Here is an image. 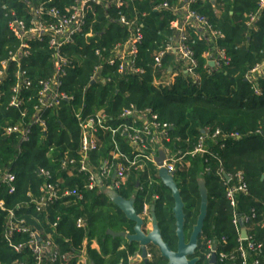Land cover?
Listing matches in <instances>:
<instances>
[{
	"label": "trees",
	"instance_id": "obj_1",
	"mask_svg": "<svg viewBox=\"0 0 264 264\" xmlns=\"http://www.w3.org/2000/svg\"><path fill=\"white\" fill-rule=\"evenodd\" d=\"M25 1L28 0H0V6L6 5L19 18L26 20ZM29 1L37 4L46 0ZM213 1L200 2L195 9L223 34L224 39L218 41V47L226 51L231 62L228 67H209L204 54L212 45L196 36L193 27L187 29L197 61L194 72L198 77L196 83L181 72L171 54L163 60L164 69H171L167 73L170 86H151L154 80L163 77L153 69L154 55L173 37L175 31L171 26L177 20L170 9H155L165 3L176 7L179 0H126L123 13L128 18L137 17L143 26L144 41L139 48L138 64L144 70L142 75L131 77L126 82L109 69L105 76L107 74L110 81L106 79L105 84L89 86V77L98 64L94 49L104 47L109 50L114 44L127 39L125 29L108 23L103 11L95 7L96 23L92 26L95 38L89 45L80 38L77 40L79 48L67 49L68 53L85 58L82 66L69 71L64 80V91L72 95L74 101L62 103L59 109L46 114V131L41 133L33 128L30 142L22 145L13 137H3V129L20 119L18 111L7 108L8 99L4 98L0 103V171L11 173L16 180L13 193H9L7 186L0 187V201L5 209L0 210V264H36L27 247L30 241L28 234L16 233L10 242L6 241L4 235L9 212L14 224L23 221L24 228L38 234L42 242L50 237L59 254L68 255L73 260L82 251L85 241L90 264H128V258L135 256V245L128 247L127 251H119L122 239H113L108 235V232L126 230L130 233L133 224L104 194L88 190L87 177L76 172V165H67V169H62L63 162L73 160L78 163L81 159V135L73 110L82 109L84 116L104 110L110 117L109 123L114 124L131 107L138 112L150 110L158 116L159 122L170 126V144L166 146L173 152L191 153L198 140L201 137L205 139V153L194 158L188 156L186 160L189 166L174 177L184 203L186 237L190 235L199 215L198 182L200 179L205 182L208 209L195 257H200L206 264L211 254V243L216 249V264H241L239 237L232 217L234 214L248 215L253 210L257 217L248 229V236L260 249L246 253L249 261L264 263V75L256 76L254 81L246 80V76L264 61V11L259 13L255 24L248 27V16L258 12V0ZM73 2L54 0L51 6L63 11ZM215 8L218 14L214 13ZM4 14L0 7V61L6 58V47L15 45V41L8 38ZM110 15L114 16V13ZM48 58L49 51L37 48L27 62L28 75L35 82L51 74ZM217 131L220 135L212 139ZM117 143L124 154H129L125 143L119 140ZM97 146V150L86 157V163L93 172H98L101 164L110 160V152L114 148L111 136L98 134ZM40 172L49 173L50 180L46 181ZM238 173L243 176L247 193L238 195L232 208L226 198V190L235 181L227 183L223 175L233 179ZM156 175L151 165L143 172L131 170L126 185L117 193L123 199H135L139 205L136 209L138 215L142 214L144 203L157 197L155 216L158 227L163 242L173 249L177 242L175 222L170 213L173 201L170 191ZM46 182L58 185L62 197L51 207L37 213L34 201L40 197V189ZM66 192H75L76 195L63 196ZM79 220L84 222V228L77 226ZM92 242H96L98 251L90 247ZM19 246L22 247L21 251H15L13 247ZM243 246L246 249V243ZM221 255L228 258L221 259ZM42 264L51 263L44 260ZM152 264L160 262L155 258Z\"/></svg>",
	"mask_w": 264,
	"mask_h": 264
},
{
	"label": "built area",
	"instance_id": "obj_2",
	"mask_svg": "<svg viewBox=\"0 0 264 264\" xmlns=\"http://www.w3.org/2000/svg\"><path fill=\"white\" fill-rule=\"evenodd\" d=\"M205 0H179L176 7H171L165 3L155 9V11L171 10L177 16L176 22L171 26L174 30L172 38L167 40L164 48H161L153 59V69L160 74V80H154L151 86L155 88L170 86L169 72L163 67V60L167 55L174 56V63L179 66L184 75L190 76L193 82L198 81L194 74L197 69V61L192 49V41L187 34V29L193 27L195 35L202 37L208 44L212 45L204 57L207 65L211 68H219L221 65L228 67L230 59L226 51L218 47V41L223 40V34L214 29L206 17L199 14L195 6ZM213 1V0H212ZM54 0L39 1L33 4L25 1L28 19L19 18L15 11L9 10L6 5H1V10L5 12L7 19V29L9 37L15 41L12 47H6V58L0 61V103L7 97V108L19 112L20 119L14 124L3 129V137L15 138L18 144L30 142L32 129L37 128L41 133L47 129L46 114L59 109L62 103L74 101V97L64 91V80L69 71L79 69L83 60V55L67 52L68 48H79L80 38L85 44H91L95 38L92 26L96 23L94 8H100L108 23H114L125 29L127 39L122 43L114 44L109 50L104 47L94 49V56L98 64L92 70L89 77V86L105 84L106 79L110 81L106 70H113V74L123 78L126 82L131 77L142 75L144 70L139 67V48L143 44V26L137 17L128 18L123 10L126 8V0H74L71 6L63 11L51 6ZM215 2L213 1V5ZM264 11V0H258V12L248 16L247 26L251 27L258 19L260 12ZM114 13V16L110 13ZM214 13L218 14L215 8ZM102 33L99 35L101 36ZM37 48H45L49 51V63L51 74L38 82H35L26 69V64ZM212 64V66H211ZM264 75V61L256 66L246 80H253L256 76ZM254 81V80H253ZM255 83V82H254ZM256 93V87L253 86ZM73 117L80 130L81 140L79 146L80 161H69L62 163V169H67V165L74 167L76 172L87 177V188L89 191L97 190L100 194L105 192L117 193L127 183L131 170L143 172L148 165H151L156 174L160 169L154 162L158 157L160 149L164 153L162 168L168 174L175 177L177 172L183 171L189 166L186 160L188 156L194 158L205 153L203 150L204 138L198 140L193 152L184 154L180 151H171L166 144H170V126L159 122L158 116L150 110L138 112L131 107L125 110L114 124L109 123L110 117L104 110L94 112L84 116L82 109L73 110ZM109 134L112 139L113 150L110 152V160L101 164L98 172H93L86 163V157L97 150L98 134ZM217 131L212 139L219 136ZM238 139L237 136H232ZM125 143L129 154H124L119 148L117 141ZM73 171V170H70ZM69 171V175L72 173ZM46 181L50 180L49 173L40 172ZM157 177V175H156ZM158 178V177H157ZM224 178V175H223ZM225 179V178H224ZM15 176L8 172L0 171V187L7 186L9 193L15 191ZM234 180L235 184L226 190V198L230 206L234 208L236 197L247 193V187L243 181L242 174H236L233 179L228 177L227 183ZM47 183V182H46ZM40 197L34 201L35 210L41 213L48 207L54 205L61 197L58 185L45 184L40 189ZM75 192H66L63 196H75ZM0 210L5 211L3 202L0 201ZM255 211L244 216L236 214L232 217V224L238 234V253L241 264H264L259 260L249 261L248 252H257L260 247L248 236V229L256 219ZM12 213H8V225L5 232L6 241L10 242L14 234H28L30 241L27 245L29 252L34 257L36 264H42L48 260L51 264H90L87 253L82 251L73 258L68 255H60L50 237L42 242L38 234L30 233L23 226V221L14 224ZM243 225V227L240 226ZM79 228H84V222H77ZM245 230L247 238L241 239V232ZM246 243V249L243 246ZM20 252L22 247H13ZM212 249L215 245L209 244ZM211 254L208 258L211 257ZM221 259L228 258L225 255ZM232 259V257H231Z\"/></svg>",
	"mask_w": 264,
	"mask_h": 264
},
{
	"label": "water",
	"instance_id": "obj_3",
	"mask_svg": "<svg viewBox=\"0 0 264 264\" xmlns=\"http://www.w3.org/2000/svg\"><path fill=\"white\" fill-rule=\"evenodd\" d=\"M164 158L165 156L163 150L160 149L158 152V157L154 160V162L160 168L157 172L159 181L165 188L170 191L171 197L174 201L173 214L175 219L176 238L178 241L176 252H171L169 246L162 240L158 222L154 214V207H152L151 209V230L145 231L143 229L145 226V220L138 215L134 208L135 200L131 199L129 201H126L114 192H105L104 195L109 199L112 205L124 215L125 219L134 225V228L132 234L108 232V235H110L113 239H125L130 244L138 245L143 252V257H145L146 247L152 245L159 250L161 257L167 261V264H197L198 259H192V257H194L195 251L197 249L198 238L202 234L204 221L207 216L208 194L205 187V182L203 179H201V181L199 180L198 182V191L200 197L199 215L197 217L196 224L192 229L189 241L186 242L184 235V203L177 188V184L174 180L173 174H168V172L164 168H162ZM224 178L226 181H228V176L224 175ZM262 180H264V178H262ZM240 226L243 227L242 224H240ZM246 238L247 233L245 230H242L241 239L245 240ZM216 263V249H212L209 264Z\"/></svg>",
	"mask_w": 264,
	"mask_h": 264
},
{
	"label": "flooded vegetation",
	"instance_id": "obj_4",
	"mask_svg": "<svg viewBox=\"0 0 264 264\" xmlns=\"http://www.w3.org/2000/svg\"><path fill=\"white\" fill-rule=\"evenodd\" d=\"M170 198L172 199L171 196H170ZM131 199H134V198L132 197V198H130L128 200H126V199H124V200L129 201ZM172 201H173V199H172ZM157 202H158V198L157 197H153L151 199V201H149L148 203H144L143 204V212L139 216L144 218V220H145V226L143 228L145 231H150L151 230V216H152L151 209H152V207H154V214H155V206H156ZM138 206L139 205L136 203V201H134L135 210L139 208ZM166 209H168V206H166ZM173 209H174V201H173V206L170 208V213L172 215V218L174 219ZM174 222H175V219H174ZM174 226H175V223H174ZM133 228H134V225H133ZM133 228H132V231L130 233L127 230L125 232L122 231V232H119V233L132 234L133 233ZM184 235H185V233H184ZM190 235H191V233H190ZM190 235H188V237H186V235H185V241L186 242L189 241ZM175 236H176V227H175ZM177 242H176V246L173 249L169 247L171 252H176V250H177ZM132 245H135V244H130L127 240L122 239L121 247H119L118 250L119 251H124V250L127 251V248L131 247ZM135 246L137 248V252H136L135 256H132V257L128 258V264H152L155 261V258H157V261H159L160 264H167V261L164 258L161 257V254H160L159 250L157 248L153 247L152 245L146 247V249H145V257L142 256L143 252H142L141 248L138 245H135ZM195 253H196V251H195ZM193 258L198 259V263L197 264H203V261H201V258L200 257H195V254H194V257H192V259ZM209 260H210V258H208V262L206 264H209Z\"/></svg>",
	"mask_w": 264,
	"mask_h": 264
},
{
	"label": "crops",
	"instance_id": "obj_5",
	"mask_svg": "<svg viewBox=\"0 0 264 264\" xmlns=\"http://www.w3.org/2000/svg\"><path fill=\"white\" fill-rule=\"evenodd\" d=\"M173 60H174V59H173ZM87 245H88V244H87V242L85 241V242H84V245H83V248L85 249V251H86V247H87ZM90 247H91L92 249L96 250V251L99 250V248H98L96 242H92V243L90 244Z\"/></svg>",
	"mask_w": 264,
	"mask_h": 264
},
{
	"label": "rangeland",
	"instance_id": "obj_6",
	"mask_svg": "<svg viewBox=\"0 0 264 264\" xmlns=\"http://www.w3.org/2000/svg\"><path fill=\"white\" fill-rule=\"evenodd\" d=\"M200 181H201V179H200Z\"/></svg>",
	"mask_w": 264,
	"mask_h": 264
}]
</instances>
